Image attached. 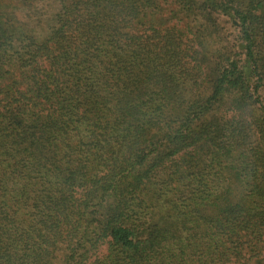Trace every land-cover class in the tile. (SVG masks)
Returning <instances> with one entry per match:
<instances>
[{
	"label": "trees",
	"instance_id": "trees-1",
	"mask_svg": "<svg viewBox=\"0 0 264 264\" xmlns=\"http://www.w3.org/2000/svg\"><path fill=\"white\" fill-rule=\"evenodd\" d=\"M0 264H264V0H0Z\"/></svg>",
	"mask_w": 264,
	"mask_h": 264
}]
</instances>
